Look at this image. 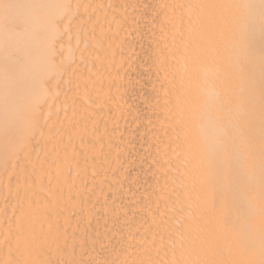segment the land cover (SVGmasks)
Returning <instances> with one entry per match:
<instances>
[{
	"label": "bare ground",
	"instance_id": "obj_1",
	"mask_svg": "<svg viewBox=\"0 0 264 264\" xmlns=\"http://www.w3.org/2000/svg\"><path fill=\"white\" fill-rule=\"evenodd\" d=\"M0 264H264V0H0Z\"/></svg>",
	"mask_w": 264,
	"mask_h": 264
}]
</instances>
